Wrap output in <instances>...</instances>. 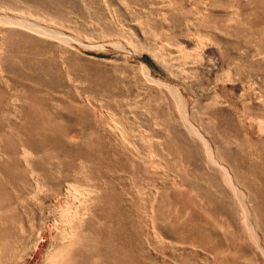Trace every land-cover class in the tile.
I'll return each instance as SVG.
<instances>
[{
	"label": "rangeland",
	"instance_id": "obj_1",
	"mask_svg": "<svg viewBox=\"0 0 264 264\" xmlns=\"http://www.w3.org/2000/svg\"><path fill=\"white\" fill-rule=\"evenodd\" d=\"M0 17L71 47L54 73L35 64L52 40L0 21V264H264V0H0Z\"/></svg>",
	"mask_w": 264,
	"mask_h": 264
},
{
	"label": "bare ground",
	"instance_id": "obj_2",
	"mask_svg": "<svg viewBox=\"0 0 264 264\" xmlns=\"http://www.w3.org/2000/svg\"><path fill=\"white\" fill-rule=\"evenodd\" d=\"M26 20V19H25ZM0 21H2V22H4L7 26H14V27H19V26H23L24 28H27V29H30V30H33V31H35L36 33H39V34H41V35H43L44 37L46 36L48 39H50V40H52L54 43H55V45L53 46V47H49V46H47L46 47V49H45V52H44V56L46 57L45 59H43V60H41L42 61V63L40 62V61H36L35 62V64H37L39 67L40 66H44V65H48V68L52 65V70H53V72L54 73H57L58 71H57V69H58V66L60 65V67L63 69V64H64V59H65V57H64V55L66 54V49L69 51V48H71V47H69V45H67V44H69L67 41V38L69 39V37L66 35V34H64V33H62L63 32V30H62V32L58 29V30H55L54 28H52L51 26H49V25H46V26H40V25H38V24H36V23H34V22H29V21H17L16 19L14 20V19H11V18H9V17H0ZM42 25V24H41ZM26 29V30H27ZM32 32V31H31ZM71 35V34H70ZM40 36V35H39ZM115 44V43H114ZM121 44V43H120ZM116 46V45H115ZM119 46V45H118ZM123 46V45H122ZM37 49V48H36ZM40 54V53H39ZM41 55H43L42 53H41ZM39 59V58H38ZM22 63V62H21ZM106 63V62H105ZM117 63V62H116ZM123 64H119L118 63V67H116V65L114 64V66H110L109 67V69H108V75H110V76H112V77H114V78H119V77H122V75H123V73H122V69H124V65L126 64L125 63V60L122 62ZM112 64V63H111ZM58 65V66H57ZM119 65L121 66V67H119ZM123 65V66H122ZM127 65V64H126ZM143 66V65H142ZM144 68H145V66H143ZM47 68V67H46ZM50 69V68H49ZM48 69V70H49ZM145 70H147L146 68H145ZM124 72V71H123ZM20 74H22V73H20ZM123 76H126L125 74L123 75ZM27 78V77H26ZM53 79V78H52ZM122 79H123V77H122ZM125 79V78H124ZM4 80V79H3ZM5 81V80H4ZM7 81V80H6ZM11 87V86H10ZM15 96V95H14ZM14 100V99H13ZM117 101V100H116ZM103 104V103H102ZM102 104L101 103H99V107H101L102 106ZM116 107V106H115ZM117 108V107H116ZM122 108V107H121ZM121 111V110H120ZM113 114V113H112ZM184 118V117H183ZM186 119V118H185ZM185 119H182V120H185ZM115 122V121H114ZM110 123V124H108V126H107V128H108V130H111V131H119V132H123L122 134L124 135V137L126 138V136H125V134L126 133H124V131H122L123 130V128H121V126L120 125H118V124H115V123ZM183 122V121H182ZM186 122H188V120L186 121ZM185 123V122H184ZM184 125V124H183ZM185 125H187V124H185ZM184 125V126H185ZM190 126H192L193 127V125H191L190 124ZM124 127V126H123ZM188 127H189V125H188ZM188 127H186V128H188ZM190 128V127H189ZM191 129V128H190ZM193 129H194V127H193ZM189 130V129H188ZM189 131H191L192 132V130H189ZM195 131V133H196V130H194ZM193 131V132H194ZM118 132V133H119ZM122 136V135H121ZM124 137L122 136V138L124 139ZM127 139V138H126ZM124 145V144H123ZM130 144H128V146H129ZM125 146V149L127 150V148H126V145H124ZM123 146V147H124ZM130 148V147H129ZM23 152H25V151H23ZM26 154V153H25ZM211 158V157H210ZM144 161V160H143ZM216 162V161H215ZM251 182V181H250ZM252 184V183H251ZM232 185V184H231ZM248 185V184H247ZM250 186V185H249ZM255 186V185H254ZM235 187V186H234ZM259 189V188H258ZM254 190V189H253ZM264 190V189H263ZM263 190H261L262 192H264ZM256 191H258V190H256ZM254 192H255V190H254ZM259 192V191H258ZM257 192V193H258ZM236 194V193H235ZM259 194H261V192L259 193ZM255 195V194H254ZM260 202V201H259ZM241 204V203H240ZM259 204V203H258ZM260 205V204H259ZM261 206H259L257 209L258 210H260V211H262L263 209H261L260 208ZM264 208V207H263ZM243 209V208H242ZM255 210V209H254ZM83 214V213H82ZM258 214V213H257ZM245 215V214H244ZM74 216V215H73ZM245 216H247V215H245ZM74 217H77V221H79V223L81 222V220H82V218L83 217H81L78 213L77 214H75V216ZM205 218V217H204ZM76 219V218H75ZM206 219V218H205ZM67 221V220H66ZM246 221V220H245ZM249 221V220H248ZM69 222V221H68ZM249 223V222H248ZM66 224V223H65ZM68 224V223H67ZM246 224H247V222H246ZM68 225H70V222H69V224ZM249 225V224H248ZM66 226V225H65ZM72 226H73V224H72ZM76 226V225H75ZM61 231V230H60ZM210 231H212V230H210ZM198 234L200 233V232H202V229H201V227L200 228H197V231H196ZM81 235V234H80ZM79 234H78V228L77 227H71L70 226V228H63V231H62V236H63V242L65 243L66 242V245H64L63 246V248H62V250H60L59 252H58V254L60 255V257L62 258V260H64V259H66V258H64L65 256H67V254H69V252H68V250H67V248L69 247V246H72V245H74V244H76V243H78V242H80L81 241V236H80ZM83 238H84V235H83ZM102 241H104V240H102ZM108 241V240H107ZM107 241H105V242H103V244H104V246H105V255H104V260L106 261V262H108V263H112V261H113V258H112V255L109 253L110 252V250L112 249V245H111V243L109 242H107ZM110 241V240H109ZM63 243V244H64ZM77 245V244H76ZM78 245H79V243H78ZM81 245H82V243H81ZM89 245V244H88ZM94 245V244H93ZM89 246H91V245H89ZM260 248V247H259ZM77 249V248H76ZM82 249V248H81ZM87 250H90V249H87ZM87 250H86V252H87ZM97 250H98V248H97ZM107 252V253H106ZM112 252V251H111ZM55 253V252H54ZM89 253V252H88ZM57 254V255H58ZM56 255V254H55ZM54 255V256H55ZM55 258V257H54ZM53 259V258H52ZM51 259V260H52ZM53 261V260H52ZM98 261V260H97ZM65 262V261H64ZM122 262H124V260L122 259ZM66 263V262H65ZM52 264H56V263H52ZM60 264V263H59ZM63 264V263H62Z\"/></svg>",
	"mask_w": 264,
	"mask_h": 264
}]
</instances>
